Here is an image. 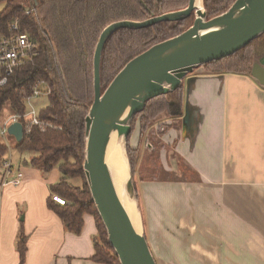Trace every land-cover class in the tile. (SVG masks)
<instances>
[{"label": "crops", "instance_id": "1", "mask_svg": "<svg viewBox=\"0 0 264 264\" xmlns=\"http://www.w3.org/2000/svg\"><path fill=\"white\" fill-rule=\"evenodd\" d=\"M183 86V111L162 123L161 139L203 183L143 182L153 232L169 251L164 263L264 264V87L250 75L214 74L204 66ZM135 134L137 147L139 128ZM31 158L18 165L6 159L24 175L18 187L2 186L0 167V264H20V231L28 240L24 264H95L94 217L85 216L81 234L69 233L47 207L60 171L44 175L25 164Z\"/></svg>", "mask_w": 264, "mask_h": 264}, {"label": "trees", "instance_id": "2", "mask_svg": "<svg viewBox=\"0 0 264 264\" xmlns=\"http://www.w3.org/2000/svg\"><path fill=\"white\" fill-rule=\"evenodd\" d=\"M189 1L37 0L36 4L35 0H0V4H6L0 12V29L7 31L13 21L19 20L23 30L37 44L32 59L16 70L7 86L0 87V113L10 106L15 113L24 114V99L32 94L36 83L43 81L50 86L48 105L40 111V118L51 127L44 131L33 128L25 134L23 142L17 144V150L22 154H34L25 164L37 168L44 175L56 168L60 171L61 179L50 186L47 207L59 217L69 233L81 234L85 216L94 217L97 235L92 261L95 264H120L108 241L84 172L85 120L95 98L94 55L98 41L105 28L112 23L145 21L183 10L188 7ZM236 1L203 0L208 19L225 13ZM193 21L194 15L182 22L115 33L103 52L102 91L131 60L156 44L185 32ZM172 24L174 26L163 28ZM257 61L264 62V34L234 55L204 67L214 74L250 75ZM184 93L182 86L173 93L159 96L135 117L128 146L134 176L138 166L141 168L142 140L150 129L149 121L165 111L178 118L184 108ZM138 128L139 142L137 147H132L130 143ZM8 152V148L0 145V167L4 166ZM71 179H80L82 185H73ZM55 196L63 199L65 205L57 203ZM27 241L23 231H20L17 241L20 264L26 261ZM150 248L152 250L151 245ZM157 264L160 263L157 261Z\"/></svg>", "mask_w": 264, "mask_h": 264}, {"label": "water", "instance_id": "3", "mask_svg": "<svg viewBox=\"0 0 264 264\" xmlns=\"http://www.w3.org/2000/svg\"><path fill=\"white\" fill-rule=\"evenodd\" d=\"M192 15L195 21L190 28L135 57L102 91L103 52L115 33L182 22ZM263 34L264 0H237L213 19H208L203 0H190L183 10L145 21L115 22L102 32L94 55L95 98L85 120L84 172L120 264H157L145 235L128 155L135 117L151 100L181 88L185 78L200 67L234 55ZM251 76L264 87L263 62L253 64ZM8 133L18 144L23 142L24 127L20 122L12 124ZM115 151L123 172L122 196L109 167Z\"/></svg>", "mask_w": 264, "mask_h": 264}, {"label": "rangeland", "instance_id": "4", "mask_svg": "<svg viewBox=\"0 0 264 264\" xmlns=\"http://www.w3.org/2000/svg\"><path fill=\"white\" fill-rule=\"evenodd\" d=\"M5 6H6L5 3L0 4V12L4 10ZM194 21H195V16H194ZM194 21L192 23H194ZM172 26H174V24L163 27V28L165 29V28L172 27ZM47 105H48V99L46 98L35 99L32 103V107H29L28 110L29 111H32V110L39 111L45 108ZM12 115H13V110L10 106H7L0 113V145L5 146L9 150L8 154L5 156V160L12 158L13 162L16 165H18V164H21L23 160H27V158H29L30 155L32 157L35 155L32 153H24V154L20 153L17 150L18 143L16 142L15 138H13L10 135L6 137H3L1 135V128ZM169 119H174V118L171 116L170 112L165 111L161 113L160 115H158L155 119H152L151 121H149L150 129L145 133L143 140H142L143 149H142V155L140 158L142 159L141 168L138 166L136 175L134 176V184L137 187L136 192L138 195V201H139V206L141 210V216L143 220L145 235L148 240V243L150 242V245L152 247V252H154L153 255L155 254L154 257L157 258V261L160 264H165L164 263L165 256L168 254L169 251L167 250L165 246L166 244L164 243L165 241H164L163 235L159 232L157 233L153 232V230L155 229V225L153 224V227H152L151 219L149 218V211H148L147 203L144 197V186H143L144 183L143 182L164 181L168 183L179 184L180 187L182 186V183L189 184L191 186L198 185L199 187L203 183L201 182L197 172L193 170L192 168L188 167L184 161L178 158L176 153L173 152L172 147L166 146L163 143L161 137L163 134L162 129L164 125H162V123ZM136 141H137V134L133 136L132 143H130L132 147L136 146ZM165 155L169 157L168 165L163 164V162L161 161L162 160L161 158H163V156ZM170 164L173 166V169H174L173 171L171 170L172 166H170ZM70 182L75 186L82 185V181L80 179H71ZM175 195L180 196L183 194H181L180 192V194L175 193ZM180 199H177V200H180ZM197 201H193L195 208L197 205ZM181 203L182 201H179V203L176 202L174 206H177V204L181 205ZM164 210H165L164 204L156 208L157 212L158 211L163 212ZM175 210H176V207L174 211ZM151 211L154 212L153 207ZM20 219L22 220V217Z\"/></svg>", "mask_w": 264, "mask_h": 264}, {"label": "built area", "instance_id": "5", "mask_svg": "<svg viewBox=\"0 0 264 264\" xmlns=\"http://www.w3.org/2000/svg\"><path fill=\"white\" fill-rule=\"evenodd\" d=\"M36 48V42L28 32L23 30L19 20L13 21L9 25L7 31L0 29V87L7 86L16 70L32 59L36 52ZM50 94L51 89L47 83L43 81L36 83L32 94L24 99V114L19 115L13 111V115L1 128V135L3 137L8 136V128L16 122H20L23 125L24 136L25 134H29L35 127L42 131L47 127H51V125L41 120V110H28L29 107H32V103L35 99H48ZM3 169L4 176L2 186L11 185L18 187L23 183V173L21 171L14 173L15 171L11 160L5 161ZM54 200L61 205H65V201L60 197L55 196Z\"/></svg>", "mask_w": 264, "mask_h": 264}, {"label": "bare ground", "instance_id": "6", "mask_svg": "<svg viewBox=\"0 0 264 264\" xmlns=\"http://www.w3.org/2000/svg\"><path fill=\"white\" fill-rule=\"evenodd\" d=\"M201 7V4H200ZM109 167L112 171L113 177L115 179V182L117 183L119 192L121 194V196L123 195V191H122V186H123V172H122V168H121V162H120V156L117 153V151H115L110 159V163H109ZM138 230L140 231V225L138 223Z\"/></svg>", "mask_w": 264, "mask_h": 264}]
</instances>
